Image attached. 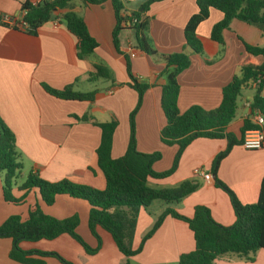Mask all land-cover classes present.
Here are the masks:
<instances>
[{"label":"crops","instance_id":"crops-1","mask_svg":"<svg viewBox=\"0 0 264 264\" xmlns=\"http://www.w3.org/2000/svg\"><path fill=\"white\" fill-rule=\"evenodd\" d=\"M44 0H0V14L22 18V4ZM195 0H166L152 4L145 17L150 20L145 33L153 50L161 55L179 52L191 59L189 69L178 75L180 92L178 107L182 114L193 106L206 111L217 109L222 102L223 89L239 75L244 60L249 57L245 43L264 47V33L257 27L238 20L223 32L224 46L211 38L212 28L223 19V14L211 10L208 20L197 28L203 46L202 54L187 48L184 29L192 16L198 12ZM145 2L132 3L128 11L140 10ZM75 13L84 22L97 41L94 54L84 59L77 57L76 39L63 22L66 13ZM116 15L110 0L101 5L85 4L82 0L71 1L58 10L50 22L38 30L36 36L10 28L0 23V116L17 140V150L23 170L12 189L20 203L3 199L4 173H0V226L11 216L18 215L22 221L30 217L37 206L50 217L67 220L80 218L77 232L87 246L95 249L97 239L88 228L90 205L86 200L59 195L53 205L46 206L39 190L21 192L28 175L38 173L51 183L63 179L75 184L87 185L97 190L106 187L105 176L98 167L97 150L102 130L96 124L118 122L113 135L112 159L123 157L127 151L130 135L129 115L136 108V91L128 86L130 78L126 71L125 53L134 48V32L126 28L120 33V51L114 46L113 31ZM252 63L261 65L262 57H250ZM132 72L137 80L150 85L145 92L143 104L135 118L137 151L144 154L160 152L163 159L154 164L157 173L169 170L178 152V146H165L161 131L166 119L161 107L162 87L166 84L160 76L165 65L160 60L137 50L131 58ZM95 66L107 70L106 79L90 80ZM43 84L54 90L73 86L75 92L97 91L95 101H68L49 95ZM258 87L251 84L245 88L237 101V113L227 132L242 138L244 121L251 123V106ZM262 96L264 97V91ZM89 115V122L75 117ZM224 139H196L185 150L175 173L160 181L151 180L154 188L178 187L186 181H198V189L180 204L153 203L141 210L133 241V250L140 248L144 236L155 225L158 217L171 207L179 215L191 219L196 206L210 210L213 219L224 227L236 223V216L229 196L215 186V179L222 181L244 205L257 203L260 186L264 179V147L246 150L242 144L235 146L230 155L220 163L217 176L212 173V163L219 153L227 149ZM210 174L208 183L195 175V171ZM97 233L102 246L93 256L86 254L79 242L69 235L54 240L23 242L24 251L58 253L72 264H127L128 259L117 249L112 236L101 227ZM11 239H0V264H19L10 259ZM196 249L194 235L189 225L169 215L162 225L144 244L141 251L130 261L132 264H179L182 254ZM253 261L235 254L217 257L214 264H264V249L250 254ZM46 264H61L56 258L44 259Z\"/></svg>","mask_w":264,"mask_h":264},{"label":"trees","instance_id":"trees-1","mask_svg":"<svg viewBox=\"0 0 264 264\" xmlns=\"http://www.w3.org/2000/svg\"><path fill=\"white\" fill-rule=\"evenodd\" d=\"M74 0H44L37 5L32 3L22 4V18L19 23H26V34L36 36L38 30L53 19L54 14L65 8ZM85 4L101 5L108 0H82ZM116 15V26L113 31L114 46L120 51L119 36L127 27L124 23L137 19L132 27L134 32V48L140 53L160 60L165 69L160 76L166 84L162 87L161 107L166 119V125L161 131L160 140L165 146H178V152L171 168L165 172L157 173L153 169L154 164L163 159L160 152L144 154L137 151L135 118L141 110L145 92L150 85L137 80L132 72L131 57L125 53L126 71L130 78L127 84L136 91L138 101L136 108L129 115L130 135L129 144L125 155L117 160L112 159L113 135L118 128L117 121L96 124L101 128V142L97 150V163L105 176L106 187L97 190L87 185L75 184L68 180L51 183L43 180L38 173L28 175L21 186V192L39 190L44 205H53L59 195L69 196L74 199H83L90 205L88 228L97 239L98 246L91 249L77 232L80 218L76 215L70 219H56L45 215L39 207L30 212L26 221L18 215L11 216L0 226V239H11L12 248L10 259L19 264H46L44 259L56 258L61 264H72L66 261L58 253H42L39 251H24L20 248L23 242L51 241L59 236L69 235L84 248L86 254L93 256L102 246V239L97 233V227H101L109 233L117 245L118 251L128 259L127 264H132L131 259L144 247L145 242L153 236L169 215L189 225L194 235L196 249L180 256L179 264H214L217 257L227 254H235L249 261H253L250 254L264 249V179L260 186L257 203L244 205L236 195L225 186L222 181L215 179V186L222 189L230 198L232 208L236 216V223L231 227H224L216 222L211 212L206 207L196 206L191 219L179 215L171 207L167 208L158 217L156 223L144 236L140 248L133 250V241L138 225V217L141 210H146L153 203L165 205L180 204L185 198L193 194L199 186L198 181H186L178 187L154 188L149 181L165 180L171 177L179 160L187 147L196 139H224L227 141V149L217 155L212 163V173L217 176L220 163L231 153L232 149L242 144L246 131L256 129L252 123L244 121L241 129L242 138H238L227 132L237 113V101L243 90L251 84L258 87L254 96L252 108L264 114V47H253L245 43L247 57L239 75L234 76L232 82L223 89L221 105L214 110L206 111L200 106H193L182 114L178 107L180 84L178 75L191 66L190 57L183 53L161 55L152 49L145 33L150 20L145 17L152 4L166 0H147L140 10L132 12V17L125 14L127 9L121 0H110ZM126 1V0H125ZM198 12L191 17L184 29V38L187 48L195 54L203 53V46L197 35V28L205 20L209 19L211 10H217L223 14V19L212 28L211 38L224 46L223 32L230 29L233 21L238 20L257 27L264 33V0H195ZM127 3V1H126ZM63 22L69 33L76 39L77 57L81 60L94 54L98 48L97 41L91 36L84 19L75 13H66ZM17 29V28H14ZM250 57H262L263 63L256 65ZM90 80L108 77L107 70L101 66H95L94 72L89 74ZM260 82V83H259ZM46 92L58 99L68 101H95L97 91L80 93L73 90V86H67L62 90H54L43 84ZM80 122H89L91 117H75ZM17 150L15 135L5 125L0 116V173H4L3 199L6 202L20 203L14 198L12 189L15 180L23 170ZM1 197V196H0Z\"/></svg>","mask_w":264,"mask_h":264},{"label":"built area","instance_id":"built-area-1","mask_svg":"<svg viewBox=\"0 0 264 264\" xmlns=\"http://www.w3.org/2000/svg\"><path fill=\"white\" fill-rule=\"evenodd\" d=\"M127 3H136V2H144L147 0H126ZM35 3L33 5L39 4ZM125 14L123 16L127 15L129 17H132V11H125ZM137 19L133 18L132 21L124 23L123 25L126 26L127 28L132 29V27L136 24ZM0 23L4 24V26L10 27V28H17L18 30L22 31H27L28 26L26 23H19V20L17 18H14L13 16L10 15H4L0 14ZM137 50L129 49V56L131 58L136 57ZM260 83V82H259ZM256 85V84H255ZM263 85V90H264V83ZM251 123L256 126V129L246 131L244 140H242V146L246 150H260L264 147V114L261 113L259 110H253L251 106ZM195 175L204 179L208 183L213 182V177L210 174H205L200 172V170L195 171Z\"/></svg>","mask_w":264,"mask_h":264},{"label":"rangeland","instance_id":"rangeland-1","mask_svg":"<svg viewBox=\"0 0 264 264\" xmlns=\"http://www.w3.org/2000/svg\"><path fill=\"white\" fill-rule=\"evenodd\" d=\"M122 1V3L124 4V6H125V8L127 9V10H130L133 6H134V4H131V3H126V1L125 0H121ZM240 102H241V100H240V98H239V104H240ZM17 181H18V179H16ZM15 180V181H16ZM157 203H160V202H157ZM156 204V203H155Z\"/></svg>","mask_w":264,"mask_h":264}]
</instances>
